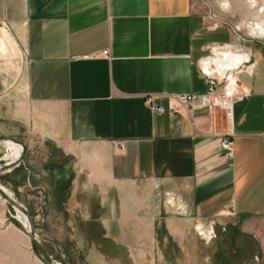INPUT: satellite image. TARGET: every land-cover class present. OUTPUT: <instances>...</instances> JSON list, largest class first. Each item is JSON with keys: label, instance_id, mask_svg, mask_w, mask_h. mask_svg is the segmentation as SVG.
<instances>
[{"label": "crops", "instance_id": "1", "mask_svg": "<svg viewBox=\"0 0 264 264\" xmlns=\"http://www.w3.org/2000/svg\"><path fill=\"white\" fill-rule=\"evenodd\" d=\"M233 38L191 0H0V133L26 146L2 176L59 198L56 212L77 223L94 215L134 261L155 256L160 224L181 252L196 222L211 220L264 249V50L247 49L228 72L244 95L233 102L232 159L223 110L197 99L170 111L173 98L208 92L201 63ZM53 176L67 188H52ZM3 208L0 198V219Z\"/></svg>", "mask_w": 264, "mask_h": 264}, {"label": "rangeland", "instance_id": "2", "mask_svg": "<svg viewBox=\"0 0 264 264\" xmlns=\"http://www.w3.org/2000/svg\"><path fill=\"white\" fill-rule=\"evenodd\" d=\"M193 8L203 13L211 22L231 26L234 30L232 45L235 48H258L264 50V37L249 35L247 22H258L264 19V14L257 15L246 11V7H254L256 0H191ZM262 8L264 1H257ZM7 143L0 141V164L6 156L11 157L13 150ZM5 163V162H4ZM50 166L51 162H48ZM52 188L66 187L67 183L57 182L52 177ZM0 184L13 197L23 203L33 219L35 232L56 263L60 264H255L254 256L261 254V249L251 250L250 240L245 237L238 226L231 223L216 221L215 237L209 242L201 239L195 232L188 236L187 246L179 247V239L167 236L163 224L155 229V256L149 260H132L128 247H122L106 236L103 230L97 229L94 215L88 219L78 215L82 222H75L72 214L57 213V201L38 198L37 194L25 191L18 180L10 182L0 176ZM60 188V189H61ZM164 196V194H163ZM175 197V196H174ZM168 195L163 198L167 202ZM176 198V197H175ZM0 219V264H30L32 258H38L35 246L24 234L22 223L17 219V212L4 203ZM173 205V206H171ZM182 203L176 198L169 204L172 210ZM59 208V206H58ZM182 209L179 208L178 211ZM71 222H75L72 224ZM81 226L80 229L73 228ZM4 229V230H3ZM112 238L121 236V231H111ZM104 233V234H103ZM120 234V235H119ZM105 235V236H104ZM126 235V232L123 233ZM105 259L99 263L97 255ZM132 257V258H131ZM33 258V259H34ZM40 260V259H39Z\"/></svg>", "mask_w": 264, "mask_h": 264}, {"label": "built area", "instance_id": "3", "mask_svg": "<svg viewBox=\"0 0 264 264\" xmlns=\"http://www.w3.org/2000/svg\"><path fill=\"white\" fill-rule=\"evenodd\" d=\"M108 51H103V55H107ZM213 59H205L201 63V69L208 79V92L203 95H181L170 100V111L172 113L178 112L180 107H185L187 105L192 106V104L198 99L201 105L207 106L209 108H220L224 111L226 117L228 118V132L221 138V143L223 148L226 150L227 157L229 159L233 158V141L231 132V120L233 117V105L234 100L243 99L244 95L239 94L234 89V77L228 72L233 70L232 63L237 58L239 62L243 60L248 61V55L246 50L243 48H235L230 46L228 51L223 47L216 46L213 47ZM238 62V63H239ZM222 86L221 90L218 91L217 87ZM152 97H148L147 104L155 111L162 112L163 109L155 105L152 101ZM123 147V143H120ZM167 202L169 204L175 203L176 198L173 195L168 194ZM216 221L211 220L207 223H202L200 221L196 222L195 230L200 237H202L206 242H209L215 237L214 225ZM255 264H264V249H262L261 254H256L254 256Z\"/></svg>", "mask_w": 264, "mask_h": 264}, {"label": "water", "instance_id": "4", "mask_svg": "<svg viewBox=\"0 0 264 264\" xmlns=\"http://www.w3.org/2000/svg\"><path fill=\"white\" fill-rule=\"evenodd\" d=\"M0 141L10 142L17 146H20L21 148L20 153L15 160L0 164V176H2L23 162L26 155V146L21 140L2 133H0ZM0 198L4 203L10 205L16 212H20L26 218V221L28 223V230L23 228L22 226L23 232L29 238L31 243L35 246L38 257L43 262V264H55L56 263L55 260L48 253L45 246L43 245V243L38 238L35 232L34 222L28 209L24 207L21 203H19L13 197V195L10 192H8V190L5 189L1 184H0Z\"/></svg>", "mask_w": 264, "mask_h": 264}, {"label": "bare ground", "instance_id": "5", "mask_svg": "<svg viewBox=\"0 0 264 264\" xmlns=\"http://www.w3.org/2000/svg\"><path fill=\"white\" fill-rule=\"evenodd\" d=\"M261 2V1H264V0H256V3L254 4V7H246V11H249V12H252V13H256L257 15H260V14H264V4L262 6V8L258 9L257 11L254 10V8H258V2ZM245 27L248 28V34L249 35H256V36H261V37H264V19L261 20V21H258V22H247L245 23ZM227 49V48H226ZM239 60L236 58L234 60V62L232 63V67L233 65L236 66L238 64ZM7 143V145H9L12 150H13V159L12 160H15L19 153H20V146H17L13 143H10V142H5ZM9 192V191H8ZM17 219L22 223V226L23 228L27 229L28 230V223L26 221V218L20 213V212H17ZM55 264H60V263H55Z\"/></svg>", "mask_w": 264, "mask_h": 264}]
</instances>
